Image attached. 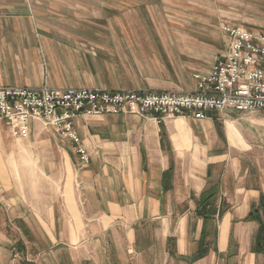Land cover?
Here are the masks:
<instances>
[{"label":"crops","instance_id":"obj_1","mask_svg":"<svg viewBox=\"0 0 264 264\" xmlns=\"http://www.w3.org/2000/svg\"><path fill=\"white\" fill-rule=\"evenodd\" d=\"M108 1L122 16L127 0H0V86L193 91V72L169 58L180 37L168 31L122 33L132 55L127 83L89 84L52 65L43 71V54L51 64L53 52L77 48L90 32L44 30L49 9L100 23ZM253 27L264 31L263 23ZM153 52L168 72L146 59ZM33 54L38 65L30 68ZM6 127L0 120V264H264V115H82L74 122L80 144L34 122L35 150L45 156L39 181L10 171L18 160L8 155Z\"/></svg>","mask_w":264,"mask_h":264},{"label":"rangeland","instance_id":"obj_2","mask_svg":"<svg viewBox=\"0 0 264 264\" xmlns=\"http://www.w3.org/2000/svg\"><path fill=\"white\" fill-rule=\"evenodd\" d=\"M105 3L108 6V11L105 16H101V19L106 18V22L101 21L100 23L92 21V19L83 23H78L79 21L73 19L68 21L65 14L58 16L51 13L52 9H49L51 10L49 14L44 16V27L46 28L44 30L69 32L89 29L90 32L88 37L77 40L79 42L77 48L70 46L72 44H66L65 46H68L66 49L53 52L55 60L51 64L48 59L49 55L43 54L42 68L45 73L52 65L63 70L64 73L68 72V75L73 76L76 80L89 84L95 82L127 83L129 81L128 73L131 69L132 55L130 56L127 53L129 49L126 48L128 45L126 39L121 38L124 31H168L176 33V36L180 38L172 37L173 44L170 48L175 53L169 57L172 64L183 66V70L191 73L206 71L211 69L214 64L213 61L218 55L220 57L229 50L227 36L222 30L224 23L249 28H255L253 26H258L259 23L264 24V0H172L171 4H145L128 2L127 0L122 4V16L118 15L115 8L119 9L120 7L115 6L114 2L108 1ZM56 19L58 22L55 21ZM61 40L70 42L66 38ZM114 46L117 49L112 48ZM36 56L34 54L27 56L28 67L32 68L38 65ZM145 56L149 62L160 64L167 70L165 60H162L157 52L145 54ZM89 86L87 84L83 87L71 86L64 88H103ZM24 87L59 88L49 86L46 82L40 86ZM255 113L258 116L264 115V112ZM246 115L250 116L253 113ZM6 128L7 131H3V139L11 143L12 147L8 151V155L11 153L18 160L17 167L11 166L10 171H14L16 178L25 174L33 180L39 181L44 174V172H41L43 163H41V157L42 161L45 160L44 153L35 150V144L41 140L40 135H35L32 131L29 138H13L8 132V127ZM18 143L21 144L20 147ZM23 171L27 172L23 173ZM4 195L5 192L3 191L0 200L3 199ZM8 230H10L9 227ZM13 237L17 238L16 232Z\"/></svg>","mask_w":264,"mask_h":264},{"label":"built area","instance_id":"obj_3","mask_svg":"<svg viewBox=\"0 0 264 264\" xmlns=\"http://www.w3.org/2000/svg\"><path fill=\"white\" fill-rule=\"evenodd\" d=\"M229 50L210 70L193 73V91H134L106 88H31L0 86V120L13 138H29L33 123L51 126L80 144L74 128L80 116L151 113L205 119L210 112H264V31L222 25ZM82 160L86 151L79 146ZM3 189L0 186V197Z\"/></svg>","mask_w":264,"mask_h":264},{"label":"trees","instance_id":"obj_4","mask_svg":"<svg viewBox=\"0 0 264 264\" xmlns=\"http://www.w3.org/2000/svg\"><path fill=\"white\" fill-rule=\"evenodd\" d=\"M252 216L250 215L247 219H250ZM264 239V224L261 222V226L258 233V240Z\"/></svg>","mask_w":264,"mask_h":264}]
</instances>
